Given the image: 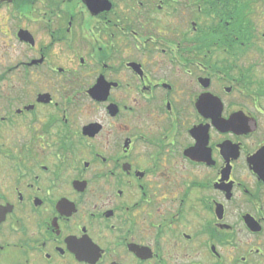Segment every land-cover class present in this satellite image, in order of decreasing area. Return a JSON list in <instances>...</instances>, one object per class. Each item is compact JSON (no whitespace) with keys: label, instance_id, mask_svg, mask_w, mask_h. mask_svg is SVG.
I'll list each match as a JSON object with an SVG mask.
<instances>
[{"label":"flooded vegetation","instance_id":"1","mask_svg":"<svg viewBox=\"0 0 264 264\" xmlns=\"http://www.w3.org/2000/svg\"><path fill=\"white\" fill-rule=\"evenodd\" d=\"M94 1L0 0V264H264V80L205 38L221 0Z\"/></svg>","mask_w":264,"mask_h":264},{"label":"trees","instance_id":"2","mask_svg":"<svg viewBox=\"0 0 264 264\" xmlns=\"http://www.w3.org/2000/svg\"><path fill=\"white\" fill-rule=\"evenodd\" d=\"M218 0H206L207 6L213 4L215 7ZM242 0H221L222 11L215 19L212 18L211 30L205 28L207 35L206 39L215 40H235L239 43L241 48L247 50L249 48V41H253L256 28L254 25L253 14L250 13V6L246 0L243 4ZM257 1V0H255ZM202 2V0H201ZM254 9V7L252 8ZM256 11V9H255ZM209 12L204 13L205 25H208ZM244 44V45H241ZM264 87V84L262 85Z\"/></svg>","mask_w":264,"mask_h":264},{"label":"rangeland","instance_id":"3","mask_svg":"<svg viewBox=\"0 0 264 264\" xmlns=\"http://www.w3.org/2000/svg\"><path fill=\"white\" fill-rule=\"evenodd\" d=\"M244 0L241 1L239 4H243ZM248 3L247 5L250 6V13L253 14V20L254 25L256 28L255 36L253 39V46L246 52L238 53V55L241 58V65L244 66L245 64L252 66L253 68V74L256 79V81H263L264 80V0H246ZM256 9V11H255ZM192 19H199V21H205L203 17L191 16ZM198 21V20H197ZM189 29V27H188ZM174 37V32L170 33ZM262 34V35H261ZM255 87L258 89V84H255ZM258 93V92H257ZM260 94H263L262 92H259ZM264 102V98L260 101ZM97 114H101V110H96ZM81 159L89 160L87 156H82ZM2 170H0L1 172ZM260 257L261 262L264 263V255H261Z\"/></svg>","mask_w":264,"mask_h":264},{"label":"water","instance_id":"4","mask_svg":"<svg viewBox=\"0 0 264 264\" xmlns=\"http://www.w3.org/2000/svg\"><path fill=\"white\" fill-rule=\"evenodd\" d=\"M90 2L92 3L91 6H92L93 8H97V7H98V4L96 3V1H94V0H90ZM107 8H111V5H107Z\"/></svg>","mask_w":264,"mask_h":264}]
</instances>
